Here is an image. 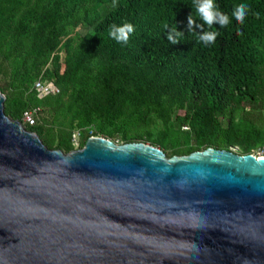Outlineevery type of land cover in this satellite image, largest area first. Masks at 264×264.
<instances>
[{
  "label": "trees",
  "instance_id": "16d2710c",
  "mask_svg": "<svg viewBox=\"0 0 264 264\" xmlns=\"http://www.w3.org/2000/svg\"><path fill=\"white\" fill-rule=\"evenodd\" d=\"M203 3L0 0L6 115L65 153L104 137L169 158L208 148L253 154L264 145V0H212L211 26L198 14ZM126 23L134 27L126 43L110 36ZM212 31L214 40L202 39ZM39 81L61 92L41 98ZM35 110L30 126L24 117Z\"/></svg>",
  "mask_w": 264,
  "mask_h": 264
},
{
  "label": "water",
  "instance_id": "95a60500",
  "mask_svg": "<svg viewBox=\"0 0 264 264\" xmlns=\"http://www.w3.org/2000/svg\"><path fill=\"white\" fill-rule=\"evenodd\" d=\"M5 102L0 264H264V157L104 137L65 153Z\"/></svg>",
  "mask_w": 264,
  "mask_h": 264
},
{
  "label": "clouds",
  "instance_id": "9594fccd",
  "mask_svg": "<svg viewBox=\"0 0 264 264\" xmlns=\"http://www.w3.org/2000/svg\"><path fill=\"white\" fill-rule=\"evenodd\" d=\"M246 7L248 6L240 5L239 7H237L234 13L235 19L240 23H243L244 21V9ZM198 14L199 15L202 14L205 21H207L209 26H211V22L215 16L214 11L212 10V0H204V3L199 8ZM220 19H221L222 27L229 23L226 16H221ZM194 22L195 21L190 16L189 17V27L190 28ZM172 28H173V31H175V25ZM133 31H134L133 25L131 23H126L123 26L112 25L109 34L112 38L116 39L117 41H123L126 43L129 38V33H132ZM216 35H218V32L212 31L204 35L202 39L207 40V41H212L214 40ZM169 40H171L173 43H176V41L173 40L171 36H169Z\"/></svg>",
  "mask_w": 264,
  "mask_h": 264
},
{
  "label": "built area",
  "instance_id": "2783aa9c",
  "mask_svg": "<svg viewBox=\"0 0 264 264\" xmlns=\"http://www.w3.org/2000/svg\"><path fill=\"white\" fill-rule=\"evenodd\" d=\"M36 90L41 98L55 95L61 92V88L58 87L54 82L39 81L36 84ZM41 110H35L32 112L26 113L24 117V122L30 126H36L39 123V115H41ZM253 155L258 158L264 157V145L257 148Z\"/></svg>",
  "mask_w": 264,
  "mask_h": 264
},
{
  "label": "rangeland",
  "instance_id": "374dc122",
  "mask_svg": "<svg viewBox=\"0 0 264 264\" xmlns=\"http://www.w3.org/2000/svg\"><path fill=\"white\" fill-rule=\"evenodd\" d=\"M82 30H83V29H80V31H82ZM74 140H75L76 146H79V145H80V135H79L78 132H77L76 135L74 136ZM114 142L121 144L120 141H114ZM234 151L236 152L237 149H234Z\"/></svg>",
  "mask_w": 264,
  "mask_h": 264
}]
</instances>
